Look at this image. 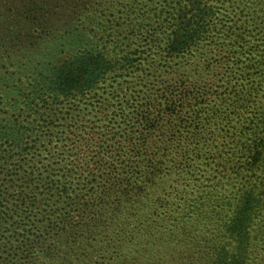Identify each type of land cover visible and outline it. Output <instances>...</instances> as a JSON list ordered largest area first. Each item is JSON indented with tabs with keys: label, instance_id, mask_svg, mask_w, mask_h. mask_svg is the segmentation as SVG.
<instances>
[{
	"label": "trees",
	"instance_id": "obj_1",
	"mask_svg": "<svg viewBox=\"0 0 264 264\" xmlns=\"http://www.w3.org/2000/svg\"><path fill=\"white\" fill-rule=\"evenodd\" d=\"M215 1L180 7L165 51L183 60L228 35L224 76L185 80L158 102L138 89L111 96L107 82L152 66L163 11L108 27L101 9L133 3L0 0V58L24 66L0 109V240L32 247L4 264H152L155 242H195L205 264H249L264 217V0ZM88 105L107 108L103 128L83 129ZM61 127L90 147L83 165Z\"/></svg>",
	"mask_w": 264,
	"mask_h": 264
},
{
	"label": "rangeland",
	"instance_id": "obj_2",
	"mask_svg": "<svg viewBox=\"0 0 264 264\" xmlns=\"http://www.w3.org/2000/svg\"><path fill=\"white\" fill-rule=\"evenodd\" d=\"M126 1L133 3L131 4L132 7H127L124 9L123 6H120L119 9L123 8L124 11H122L121 13H119L118 11H113L114 14H111V12L104 14L103 12L105 11L101 9L98 12L97 17H100L101 20L105 21L108 27H111L113 24L124 23L128 19L132 20L137 18L139 20L145 19L147 23L150 21L155 23L158 18L154 17V14H156L157 12L162 13L163 11L164 15L160 20L166 18L168 19V23L165 24L167 26V29L164 33H162V29L159 30L158 34L164 36L159 37V42L156 44V49H154L153 51L151 49L149 51L150 53L147 56V64L149 66L151 63L152 66L150 68L145 67L142 74L141 71L137 72L134 71V69L128 71V74H124L120 77L118 75L111 76L107 82V86L109 89L107 93H110L111 96L116 97H122L123 95H126L125 99H130V91L138 89L143 91L144 97H152V95L155 94V97L159 102L164 90L166 92L173 91V93L180 92L184 87V83L182 82L185 80H187L188 82H200L201 80H209L208 83L216 84L218 81V77L224 76L226 69L224 68V64L219 59L222 55L228 54L229 50H226L227 43L224 42V39L227 40V37H229L228 35L222 34L220 37H216L208 44H204L202 48H199L194 56H187L183 60H181L180 58H171L166 54L165 41L167 40V37L169 35L170 25L174 23V20L171 17L175 16V13L180 7H182L183 9L185 6H189L188 0ZM207 1H209L210 5H220L215 0ZM166 12L168 13L167 15ZM81 24L82 23L80 22V20H78V26H80ZM96 26L97 22L94 24L93 29H95ZM80 34L81 32L79 31L74 33V35ZM2 45L8 44L0 43V47ZM107 45L110 50L117 49L115 46V39H111L110 42L107 43ZM126 47L129 50L139 48L142 51H148L147 49H149L139 43H137L136 45H132L133 48L129 47L127 43ZM1 53L2 51L0 50V54ZM30 59L31 57L29 58V60ZM170 66L172 68H170ZM21 68H24L21 63L7 58V55H4L0 58V109L3 108L4 111L7 110L8 107L1 103H3L5 97L8 96V94L10 95V97H14V79L19 76L17 72ZM169 84L172 85L170 86L172 87V90L169 88ZM170 92H168L167 94L169 95ZM107 93L104 94V97H108ZM87 107L90 110L86 111V114L83 115V129L87 132H90V130L92 129H97L96 127L98 125L103 128L104 125L102 126V120L105 119L108 115L107 108L104 109L103 105H97L94 108L89 105ZM73 123L74 129L79 126V123ZM60 130L62 132L60 133L59 138L61 141H63L61 143L67 145V147L64 149L70 151V154H74L77 159L76 162L80 165H83V163L87 162L86 151L90 152V147H86L85 145H83L80 130L76 132H74V130L73 134L70 135L65 130V128L61 127ZM62 151V147H58L57 149L52 151V156L57 157ZM76 162L71 163V166ZM90 165L92 168L94 167L93 164ZM256 223L258 224L255 226L256 229L253 232L254 241L252 243L249 264H264V217L258 219ZM194 243L195 242H192L186 245L187 242H182V245L180 247L176 246L169 250V245L166 246L165 243L155 242L152 244V247L156 253V258L152 260V264H178L179 262H184L185 264H205V262L208 260L204 258L205 255L194 253L195 251L192 250L191 247L194 245ZM31 248V246H29L28 248L25 247V245H23L22 243L7 244L5 241L0 240V264L10 262V259L14 256V254H16V251H18V249H22L19 255L20 257H22L26 256V254H22V252H24V250L26 249L30 250ZM160 248L163 250H159ZM15 249L17 250L15 251Z\"/></svg>",
	"mask_w": 264,
	"mask_h": 264
}]
</instances>
